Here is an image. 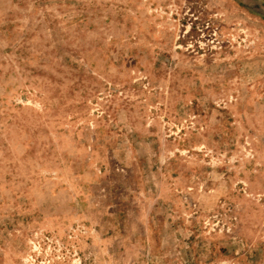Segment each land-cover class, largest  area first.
<instances>
[{
  "label": "rangeland",
  "instance_id": "374dc122",
  "mask_svg": "<svg viewBox=\"0 0 264 264\" xmlns=\"http://www.w3.org/2000/svg\"><path fill=\"white\" fill-rule=\"evenodd\" d=\"M0 264H264V0H0Z\"/></svg>",
  "mask_w": 264,
  "mask_h": 264
}]
</instances>
